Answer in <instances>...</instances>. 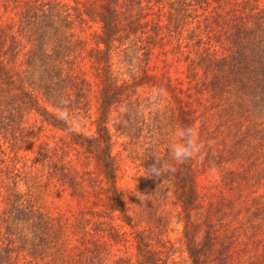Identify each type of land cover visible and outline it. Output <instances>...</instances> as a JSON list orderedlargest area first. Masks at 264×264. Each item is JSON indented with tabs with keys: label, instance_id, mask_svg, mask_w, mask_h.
<instances>
[{
	"label": "trees",
	"instance_id": "obj_1",
	"mask_svg": "<svg viewBox=\"0 0 264 264\" xmlns=\"http://www.w3.org/2000/svg\"><path fill=\"white\" fill-rule=\"evenodd\" d=\"M182 126L201 153L147 176ZM173 222L189 264H264V0H0V264H178Z\"/></svg>",
	"mask_w": 264,
	"mask_h": 264
},
{
	"label": "rangeland",
	"instance_id": "obj_2",
	"mask_svg": "<svg viewBox=\"0 0 264 264\" xmlns=\"http://www.w3.org/2000/svg\"><path fill=\"white\" fill-rule=\"evenodd\" d=\"M159 66L161 67L162 65L159 64ZM123 71L125 72L126 69L123 68ZM172 76L175 78H183L181 70L177 72L175 69H172ZM153 92L155 97H158V91L154 90ZM95 111L96 109L93 108L91 112L92 120L95 118ZM113 124L114 122L111 123L110 128L111 133L114 135V141L116 142L113 154L115 155L118 164V186L122 193L130 198L133 193H135L137 185L144 177V169L141 166V161H139L136 157L137 153L135 147L130 146V148L125 150L128 140L124 136V134H122V130H120ZM76 126L78 130L86 131L89 133H93L95 130L94 126L91 125V120L84 122V124L76 123ZM22 190L24 191L25 189L22 188ZM39 203L43 205L46 210L56 215L60 213L68 214L69 211L77 208V206L72 203V201L68 197H59L55 193L53 194L52 191L48 190L42 192L39 198ZM181 230V226L173 222L170 227L168 237L175 245L174 256L178 264H189L185 246L182 241Z\"/></svg>",
	"mask_w": 264,
	"mask_h": 264
},
{
	"label": "clouds",
	"instance_id": "obj_3",
	"mask_svg": "<svg viewBox=\"0 0 264 264\" xmlns=\"http://www.w3.org/2000/svg\"><path fill=\"white\" fill-rule=\"evenodd\" d=\"M163 94V90L160 91ZM67 106V101H62ZM65 109H59V112ZM70 130L75 131V127L70 125ZM204 147L203 141L200 139L198 130L193 126H182L174 129L171 133L170 142L168 145L169 160H162L156 158L154 163L147 169V176L162 177L166 174L174 173L176 168L175 164H183L197 155H199Z\"/></svg>",
	"mask_w": 264,
	"mask_h": 264
}]
</instances>
